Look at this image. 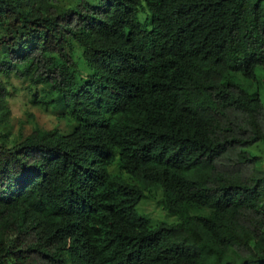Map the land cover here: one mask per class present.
Wrapping results in <instances>:
<instances>
[{
	"label": "trees",
	"instance_id": "trees-1",
	"mask_svg": "<svg viewBox=\"0 0 264 264\" xmlns=\"http://www.w3.org/2000/svg\"><path fill=\"white\" fill-rule=\"evenodd\" d=\"M258 69L264 0H0V124L11 77L78 122L0 128V264H264Z\"/></svg>",
	"mask_w": 264,
	"mask_h": 264
},
{
	"label": "rangeland",
	"instance_id": "rangeland-1",
	"mask_svg": "<svg viewBox=\"0 0 264 264\" xmlns=\"http://www.w3.org/2000/svg\"><path fill=\"white\" fill-rule=\"evenodd\" d=\"M62 4L67 0H60ZM147 18V12L141 10L139 13V20L144 21ZM10 84L7 85L10 94L7 98V105L5 113H7L4 121L1 122L0 128L4 127L9 132V137L26 136L30 134L33 128L38 123L45 129H53L56 126L66 128V123H69L73 129L78 124L74 119H69V114L65 113L62 117L63 121L54 115L51 111H45L39 106H35L30 101V91L26 87L27 82H23L18 78L11 77L9 79ZM241 82L244 86H248V89L253 94L259 93L264 98V74L262 70L257 71V80L251 81L241 78ZM72 129V130H73ZM260 148V152H264V145L257 143L254 146L249 147L250 151H257ZM133 182L141 186L145 191V196L140 200L137 205V212L140 215L148 218L152 224L159 223H179L181 221L180 214L167 210L160 201L164 198L165 190L163 186L159 184L146 185L137 178H133ZM194 211H190L193 215Z\"/></svg>",
	"mask_w": 264,
	"mask_h": 264
}]
</instances>
